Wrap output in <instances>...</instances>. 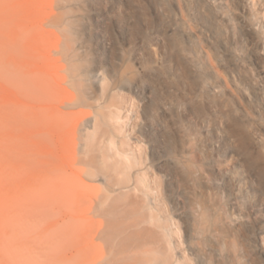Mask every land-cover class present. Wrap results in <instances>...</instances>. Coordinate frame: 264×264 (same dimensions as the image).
<instances>
[{
    "label": "rangeland",
    "instance_id": "rangeland-1",
    "mask_svg": "<svg viewBox=\"0 0 264 264\" xmlns=\"http://www.w3.org/2000/svg\"><path fill=\"white\" fill-rule=\"evenodd\" d=\"M251 53L264 0H0V264H264Z\"/></svg>",
    "mask_w": 264,
    "mask_h": 264
},
{
    "label": "bare ground",
    "instance_id": "bare-ground-1",
    "mask_svg": "<svg viewBox=\"0 0 264 264\" xmlns=\"http://www.w3.org/2000/svg\"><path fill=\"white\" fill-rule=\"evenodd\" d=\"M79 1H80V2H84V0H79ZM232 13H233V15L235 16V18H236V19L242 24V26H243L246 30H248V31L250 32V31H251V27H250V25L246 22V20L244 19V8H242V7H236V8H234V9L232 10ZM201 14H202L203 16H205V17H208V13H207L205 10H202V11H201ZM251 40H252V37H251V35L249 34V36H248L246 39H244V42H245V44L248 46V45L251 43ZM222 45H223V47L226 48L227 50L229 49V47H228L225 43H223ZM252 55H253V53H251V54L248 55V56H244V57H245V58H250ZM249 56H250V57H249ZM252 58H255V59H256V61H257V65H258V68H259V71H260V73L262 74L263 79H264V65H263V62H262L261 56H260L259 54H256V56L253 55ZM143 90H144V93H149V92L152 91L151 87H144ZM262 93H263V88L253 87V94H254V96H255L256 98L261 97ZM120 112H121L120 108H117L116 113H113V112L110 113V112H108V113L104 114V116L106 117L105 120H106V121H111V120H118V119H120V118H121V117H120ZM93 126H94V130H93L92 135L95 136V135L97 134V131H98L99 128H100V120H99V118H97V117L95 118ZM112 144H114L113 141H111V145H112ZM130 158H131V155H130V154H128V155L125 154V155L123 156V158H122L123 160H122L121 162H119V161L116 162V164H115L114 167H113V171H115L116 169L120 168V166H124V167H123V170H122V174L124 175V177L127 178V176H125V175H127L126 172H125V170L128 169L127 162L130 160ZM161 159H162L161 157H158V160L162 161ZM131 160H133V157L131 158ZM134 162L137 163L136 158H135ZM158 163H160V162H158ZM125 164H126V165H125ZM105 167H106V166H105ZM117 167H118V168H117ZM138 182L143 183V181H142L141 179H140ZM151 218H152V219H153V218H154V219H157V218H155L154 216H151ZM162 236H163L164 240L166 241V243L169 244V241H168L169 233H166V232L162 231ZM161 258H162V261H164V262H165L166 259H167L165 256H162Z\"/></svg>",
    "mask_w": 264,
    "mask_h": 264
}]
</instances>
